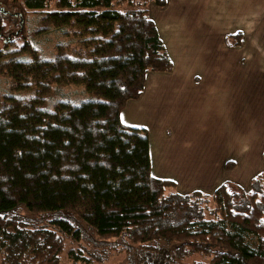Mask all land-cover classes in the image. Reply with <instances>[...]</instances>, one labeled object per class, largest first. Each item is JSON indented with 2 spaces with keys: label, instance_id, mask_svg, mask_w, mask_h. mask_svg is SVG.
Here are the masks:
<instances>
[{
  "label": "trees",
  "instance_id": "obj_1",
  "mask_svg": "<svg viewBox=\"0 0 264 264\" xmlns=\"http://www.w3.org/2000/svg\"><path fill=\"white\" fill-rule=\"evenodd\" d=\"M146 3L0 0V73L15 90L0 97V264H96L112 252L125 264H264V179L180 194L150 174L146 129L119 119L147 71L171 68ZM51 28L78 31L89 50L59 43L38 56ZM69 84L88 95L48 107Z\"/></svg>",
  "mask_w": 264,
  "mask_h": 264
},
{
  "label": "rangeland",
  "instance_id": "obj_2",
  "mask_svg": "<svg viewBox=\"0 0 264 264\" xmlns=\"http://www.w3.org/2000/svg\"><path fill=\"white\" fill-rule=\"evenodd\" d=\"M215 0H165L163 5H157L153 0H147L146 7L148 15L154 20L156 27L162 32L165 43L168 45L169 50L174 55L176 67L173 71L165 70L154 75L146 74L145 82L150 78L151 83L147 82V86L153 85L154 89L160 88L166 84L171 85L169 88H187V79L177 78L174 73L183 62L174 52L176 47V39L173 37L172 24H220L225 21V16L221 17V13H216ZM261 1V0H260ZM262 4V2H261ZM233 15V14H229ZM254 24V48L253 55L248 58V61L237 62L235 56L236 49L233 50L234 45L232 41L235 39L234 34L238 31L232 30V33L227 35L229 46L227 48L228 60L226 63L223 61L222 65H226L225 76L222 77L221 84L227 86L228 92L222 91L220 98L226 100V103L219 99L218 105L221 109V114L212 121H203L201 124L191 117V114H196L195 105L194 109L191 107V97L186 95H173L168 94L164 97L163 107L160 109L158 106H147L142 101H138V105L134 108L127 109V100L124 102L121 110L119 111L122 123L132 127L139 126V124H132L129 118L131 110V119L143 121V124L149 128L148 139L150 145L154 142L161 145V140L155 135L156 129L164 126V122L160 125L161 115L164 118L170 116L184 119L188 118L187 130L189 135L186 136L184 132L180 136L177 133V144L174 150L163 151L159 150L156 155L150 154V174L155 177L166 176V179L173 181L172 187L174 191L180 194H192L194 191H200L209 194L216 186L222 183L237 186L243 191H248L252 187L253 180L261 177L264 179V14L256 20ZM197 28L201 29V26ZM204 28V27H203ZM78 31L74 33L71 29L51 28L36 40L35 54L41 57H51L58 48V44H64L67 52L73 55L74 52L82 50L87 53L89 45L85 46L89 40L84 39V35H78ZM197 34L206 38L211 42L215 41L211 31H201ZM243 35V36H242ZM241 42L244 41V34ZM258 38V40H257ZM84 40V41H83ZM250 42L249 40H247ZM247 45V43L245 42ZM258 49V50H257ZM257 50V51H256ZM90 55V54H89ZM30 58V55H26ZM197 64V62H195ZM206 64H199L202 67ZM186 66L184 65L181 72L186 73ZM212 71H217L214 66L211 67ZM152 71V70H150ZM148 71V72H150ZM171 71V72H170ZM150 76V77H149ZM172 80L174 83L172 84ZM184 81V82H183ZM206 81V80H205ZM12 83L7 75L0 73V97L7 92H15L12 88ZM200 86V83L195 86ZM211 86V85H210ZM18 93V92H17ZM20 94L24 97H29L33 94L32 90L23 91ZM88 94L80 85L69 84L63 87L62 94L57 95L55 98L48 99L46 104L48 107L53 108L55 101L58 99H69L71 101H80ZM192 96V95H191ZM183 104L177 102L179 98H186ZM158 98L157 95L152 96L150 100L155 102ZM157 103V102H156ZM125 105V106H124ZM206 106V105H204ZM140 107L149 111L153 118L144 121V112ZM190 107L189 114L182 117L186 113L185 109ZM142 112V118L134 115L133 113ZM161 111V113H160ZM207 111L202 108L199 112V117L203 119ZM177 119V118H176ZM158 120V122H157ZM162 120V119H161ZM182 121V120H181ZM170 122V121H169ZM194 123V124H193ZM169 125V124H167ZM143 128H145L143 126ZM147 129V128H146ZM168 130L171 127H167ZM184 131V130H183ZM172 133V131H171ZM170 133V134H171ZM175 136V135H174ZM187 137V138H183ZM174 139V137H173ZM172 139V142H173ZM166 148L163 141L162 144ZM162 149V148H161ZM164 178V177H163ZM199 187V188H198ZM17 213L27 216L23 206H20ZM34 221V220H33ZM82 222L79 221L78 225L81 226ZM89 236L92 232L86 231ZM249 242H253L251 236H247ZM126 256L124 253L112 252L111 255L96 264H125ZM62 264H70L63 257Z\"/></svg>",
  "mask_w": 264,
  "mask_h": 264
},
{
  "label": "crops",
  "instance_id": "obj_3",
  "mask_svg": "<svg viewBox=\"0 0 264 264\" xmlns=\"http://www.w3.org/2000/svg\"><path fill=\"white\" fill-rule=\"evenodd\" d=\"M216 4L214 5L216 8V13H221V17L225 16V21L220 24H188V25H182V24H172L173 32L172 38L174 37L177 41L176 47L174 44L172 46L174 47V52L177 56H179L183 64L179 62L180 64L178 67V70L176 73L172 74L177 78H183L187 79V88H178V87H172L169 88V86L166 84L163 86H160V88H155L153 85L147 86V82L151 83V79L145 82V76L148 73H151L149 75H154L153 73H159V71L152 70L150 72H146L144 76V82L142 89L138 96L135 98H131L127 100L126 107L127 109H131L139 106L138 102L142 101L147 106H158L160 109L163 107L164 97L168 94L173 95H188L191 97V107L192 110L194 109L193 105H195L196 114L192 115L193 119L196 121V123L201 124L203 121H212L214 120L218 115L223 116L224 114H221V109L218 103L220 100L226 103V100L223 98H220L222 91H224V94H227L228 88L227 86H223L221 84L222 77H224L226 74V65H222V62L228 60V52L227 48L229 46V43L227 41V35L229 33H232V30L240 32V34H244L245 38L243 39L242 43L234 44L232 46L233 50L236 49V55L239 54V56L236 57L237 62H244L248 61V58H250L253 55V48H254V24L257 23V19L260 18L261 15L264 14V0H215ZM262 2V4H261ZM148 10V9H147ZM229 14H233L230 15ZM150 17V16H149ZM150 19L154 20L150 17ZM198 26H201V29L197 28ZM156 27V25H155ZM204 27V28H203ZM158 35L163 43L165 52L167 53L170 61H171V68L169 70L173 71L176 67V62L174 59L173 53L170 52L168 45L165 43L164 38L162 36V32L156 27ZM204 29V31H211L213 34V38L211 40H215L212 44L210 41L205 40L206 38L202 39L197 32ZM243 36V35H242ZM242 36L240 38V42L242 40ZM249 40L250 42H248ZM258 40V38H257ZM247 43V45L245 44ZM258 50V49H257ZM256 50V51H257ZM197 62V64L195 63ZM206 64L205 66L202 65L199 66V64ZM184 65L186 66V73L181 70H183ZM214 66L217 68V71H212L211 67ZM185 70V68H184ZM170 71V72H171ZM150 77V76H149ZM206 80V81H205ZM184 82V81H183ZM174 81L172 80V84ZM200 83V86H197ZM211 85V86H210ZM157 95L158 98L155 99V102H152L150 98L152 96ZM192 95V96H191ZM141 99V100H139ZM185 99H189V97L186 98H179L177 99V102L183 104L185 102ZM139 100V101H138ZM157 102V103H156ZM126 103V102H125ZM206 105V106H204ZM125 106V105H124ZM204 108L207 111L206 116L208 118H204V116L199 117L200 109ZM140 110L144 112V121L147 119H152L153 116L149 111H146L145 109L140 107ZM162 110V109H161ZM186 113L182 115V117H185L189 114L190 107L188 109H185ZM161 113V111H160ZM134 115H137L142 118V112L133 113ZM120 117V114H119ZM129 118L130 122L132 124H139L141 127L143 126L146 129L147 135L149 134V128L143 124V121L131 119V110L129 112ZM177 118V119H176ZM162 119V120H161ZM161 119L159 125L164 122V126H162L160 129H156L155 135L158 137L159 140H161V145H158L154 142V144L150 145L149 142V157L150 154L156 155V153L160 150L163 151H170L174 150L176 148L177 144V133L180 132V136H182L181 132H184L186 136L189 135V132L187 130L188 125V118H180L177 117H168L167 119L164 118L163 115H161ZM147 120V121H148ZM182 120V121H181ZM121 121V120H120ZM170 121V122H169ZM125 124V123H123ZM169 124V125H167ZM194 124V123H193ZM127 125V124H125ZM130 126V125H127ZM167 127H171L170 130L167 129ZM184 130V131H183ZM172 131V133H171ZM171 133V134H170ZM175 135V136H174ZM149 137V136H148ZM174 137V139H173ZM187 138V137H183ZM173 139V142H172ZM163 141L166 144V148L162 145ZM162 148V149H161ZM158 154H160L158 152ZM164 177V178H163ZM166 179V176L158 177ZM170 180V179H169ZM172 181V180H171ZM173 182V181H172ZM216 186L215 188H217ZM199 188V187H198ZM214 188V189H215ZM213 189V190H214ZM201 189L199 188L198 191Z\"/></svg>",
  "mask_w": 264,
  "mask_h": 264
}]
</instances>
